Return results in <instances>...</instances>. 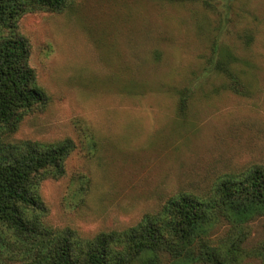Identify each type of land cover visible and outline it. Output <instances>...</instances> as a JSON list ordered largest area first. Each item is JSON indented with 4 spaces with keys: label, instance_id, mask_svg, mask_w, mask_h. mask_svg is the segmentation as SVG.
Masks as SVG:
<instances>
[{
    "label": "rangeland",
    "instance_id": "obj_1",
    "mask_svg": "<svg viewBox=\"0 0 264 264\" xmlns=\"http://www.w3.org/2000/svg\"><path fill=\"white\" fill-rule=\"evenodd\" d=\"M212 3L72 0L21 19L50 102L14 139L77 147L65 176L41 186L52 227L122 230L178 191L205 194L223 175L264 166V0ZM215 42L235 57L244 95L213 73ZM83 176L91 188L81 202ZM249 230L252 243L261 221Z\"/></svg>",
    "mask_w": 264,
    "mask_h": 264
},
{
    "label": "trees",
    "instance_id": "obj_2",
    "mask_svg": "<svg viewBox=\"0 0 264 264\" xmlns=\"http://www.w3.org/2000/svg\"><path fill=\"white\" fill-rule=\"evenodd\" d=\"M165 1L214 8V0ZM71 3L0 0V264H264L263 165L223 175L205 194L178 191L122 230L85 237L70 227L51 226L41 186L65 176L66 160L77 147L71 138L14 139L24 119L50 102L30 66V42L20 21L28 14L61 13ZM213 53V73L224 78L229 91L247 93L235 57L217 42ZM188 99L187 90L178 93L180 112ZM78 186L82 202L91 182L83 176ZM257 220L260 236L249 243V228Z\"/></svg>",
    "mask_w": 264,
    "mask_h": 264
}]
</instances>
